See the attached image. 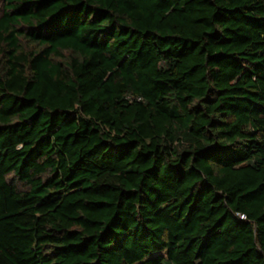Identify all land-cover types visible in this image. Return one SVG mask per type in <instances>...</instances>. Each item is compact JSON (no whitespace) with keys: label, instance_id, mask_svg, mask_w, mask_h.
<instances>
[{"label":"trees","instance_id":"16d2710c","mask_svg":"<svg viewBox=\"0 0 264 264\" xmlns=\"http://www.w3.org/2000/svg\"><path fill=\"white\" fill-rule=\"evenodd\" d=\"M0 264H264V0H0Z\"/></svg>","mask_w":264,"mask_h":264}]
</instances>
